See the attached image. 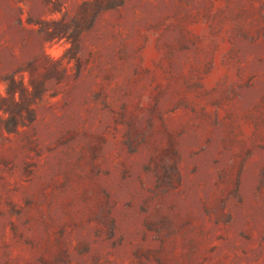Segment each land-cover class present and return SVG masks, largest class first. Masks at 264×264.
<instances>
[{
  "label": "rangeland",
  "instance_id": "1",
  "mask_svg": "<svg viewBox=\"0 0 264 264\" xmlns=\"http://www.w3.org/2000/svg\"><path fill=\"white\" fill-rule=\"evenodd\" d=\"M0 264H264V0H0Z\"/></svg>",
  "mask_w": 264,
  "mask_h": 264
}]
</instances>
